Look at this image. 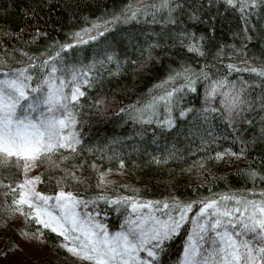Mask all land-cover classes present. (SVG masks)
<instances>
[{"label":"snow or ice","instance_id":"1","mask_svg":"<svg viewBox=\"0 0 264 264\" xmlns=\"http://www.w3.org/2000/svg\"><path fill=\"white\" fill-rule=\"evenodd\" d=\"M258 2L264 5V0H223V5L243 13L242 20L247 24L245 17ZM214 3L208 0V7ZM25 15L32 17L35 12L25 9ZM185 16L184 24L192 21L194 26L203 25V31L181 27V17ZM214 18L209 19L203 0H128L107 19L98 18L69 33L66 41L53 39L36 54L22 48L20 59L11 61L5 57L0 61V170L10 173L0 178L5 215H22L27 222L34 221L37 227L31 238L38 244L44 243L45 230L57 234L62 238V249L89 264H264V188L209 192L206 197L187 201L175 195L150 199L135 188L129 189L131 195L119 189L115 194L106 189L92 191L93 176L96 188L114 182L108 178L113 169L102 167L104 156L99 158L101 163L96 159L89 162L88 156L95 155V149L82 139L83 121L79 117L85 106L92 107L87 103L90 90L102 87L106 77L119 74L125 63L141 64V58L150 62L154 53L164 55L165 48H178L177 55L207 60L211 48L216 47ZM131 22L149 27L136 35L126 34L127 44L123 51H117L106 34ZM151 25L170 27L171 31L158 33ZM18 31L23 40L27 30ZM27 34L29 43L48 35L42 32L39 22ZM89 42L96 45L90 57L75 52L76 46ZM225 47L220 45L217 54L223 53ZM240 63L224 65L215 56L212 63L199 65L189 59L177 60L144 100L120 108L119 112L141 125L155 122L162 130L174 129L178 117L196 113L199 125L188 135L199 136V145H191L194 150L210 152L199 158L202 162L198 167L193 165L204 175L205 160L219 163L228 156L244 155L250 139L238 133L246 123L255 124L259 119V136L264 140V64L239 68ZM241 71L260 78L259 95L254 92L255 80L233 78ZM201 81L205 85L202 108L177 104L180 93H197ZM104 103L105 99L94 100L98 112ZM217 116L237 133L233 139L244 145L240 151L208 148L216 143L212 133L216 131L213 121ZM168 149L149 153V160L159 164L173 158L175 147L169 145ZM113 158L120 169L126 167L124 159L115 153L108 157ZM245 175L253 181H264V169L248 167ZM44 183L50 186L49 191L39 190L38 185ZM100 202L110 206L107 212L99 208ZM112 211L120 214L115 230L103 221ZM182 230L184 239L174 250L173 242ZM21 235L27 238L29 233L22 230ZM8 247L19 246L9 238L0 252L6 255Z\"/></svg>","mask_w":264,"mask_h":264},{"label":"trees","instance_id":"2","mask_svg":"<svg viewBox=\"0 0 264 264\" xmlns=\"http://www.w3.org/2000/svg\"><path fill=\"white\" fill-rule=\"evenodd\" d=\"M128 0H0V61L5 57L14 61L21 58V49L36 54L53 40L66 41L68 34L82 29L91 24L94 20L107 19L109 14L121 9ZM193 0H188L192 3ZM197 3L200 0H196ZM204 10L208 12L209 19L214 16L215 34L213 43L216 47L211 48V53L207 60H197L190 57L177 55L179 49L165 48L164 55L159 52L154 53L153 59L145 63L141 58V64L132 65L125 63L119 74L106 77L102 87L90 90V99L87 103L92 104L89 108L85 106L82 115L79 117L83 123L80 131L83 133V142L86 146L95 149V155H89L88 159H96L101 163L100 157L104 156L102 167H111L113 171L108 173V178L114 183H110L102 188H96L95 177L92 178V191L99 192L107 190L115 194L116 190L131 195L129 189L139 190V194L150 199H161L167 196H178L182 200L198 199L208 196L209 192L222 193L228 189L264 188V181L247 179L245 171L248 167L256 168L258 171L264 169V140L259 136L261 125L259 119L256 123H246L238 133L245 139H250L247 148L235 141L233 138L237 133L233 128L218 116L213 121L216 129L212 136L216 143L208 146L212 151L231 148L233 151H240L244 148V155L240 157L228 156L224 162L204 161V175L197 172L196 167L201 164L200 157L210 155L209 151H196L192 148V143L199 145V136L195 138L189 136V132L199 125L197 114L192 113L185 118L178 117V124L174 129L162 130L153 122L149 125H141L134 122L127 116L119 112L137 101L144 100L153 85L163 80L169 73V69L175 66L177 60L189 59L194 65L200 63H212L213 57L217 61L236 63L239 68L258 66L264 64V5L259 2L251 12L245 17L248 23L242 20L243 13L239 10L233 11L223 5V0H215L214 5L209 8L208 0H203ZM25 9H31L35 15L29 17L25 15ZM219 11V14L217 12ZM247 11V10H246ZM187 17H181V27H194V30L203 31V25H195L192 21L184 24ZM39 22L42 32L48 33L47 37H38L36 43H29L27 32L31 31ZM149 26L131 22L128 25H119V30H112L107 35V40L117 47V51H123L127 44V35H136L141 30H147ZM156 32L171 31L170 27L162 29L159 25H151ZM18 29H26L27 32L20 39ZM246 37H251L247 39ZM169 45L171 44L168 41ZM224 45L225 50L217 54V48ZM103 42H101V47ZM96 50L94 42L75 47V52L81 56L89 57ZM135 58V57H134ZM15 66V64H13ZM219 67V64L217 65ZM242 77L246 80L256 81L254 92L259 95L261 92L260 78L248 72H237L233 78ZM204 82L198 85L197 93H180L177 104L183 107L202 108L204 106L202 95ZM156 94L155 91L152 93ZM105 99L102 111H97L94 100ZM217 103L216 101L213 102ZM178 115V114H177ZM252 117H249L251 120ZM207 128V125H203ZM211 131V129H209ZM245 133L247 134L245 136ZM153 136L156 142L153 143ZM115 140L116 143H112ZM169 145L176 149L173 158L162 160L161 163H153L149 160V153L156 151L164 152ZM103 150V151H101ZM171 151V149H168ZM113 153L119 159L126 161V167L120 169L116 158L108 159ZM82 159L84 157H81ZM196 165V167H193ZM39 166L33 170L38 172ZM10 175L7 171L0 170V178ZM39 190L49 191L47 183L38 185ZM86 187V185H82ZM3 188H0V249L10 238L13 242L17 239L25 238L21 231H27L29 236L24 240L31 248L37 247L29 255L31 262L35 264H89L88 261L75 257L60 247L59 241L62 239L55 233L45 230L44 250H39L38 243L31 238V232L37 227L35 222H27L22 215H13L10 218L5 215V198ZM11 197H9L10 199ZM99 208L106 212L110 206L99 203ZM120 214L112 211L103 217V221L110 226L111 230L119 227ZM185 231L182 230L173 242V249H178L184 239ZM19 246V245H18ZM12 248V247H8Z\"/></svg>","mask_w":264,"mask_h":264},{"label":"rangeland","instance_id":"3","mask_svg":"<svg viewBox=\"0 0 264 264\" xmlns=\"http://www.w3.org/2000/svg\"><path fill=\"white\" fill-rule=\"evenodd\" d=\"M25 238L17 239L18 248H7L6 255L3 252H0V264H35L31 262L29 255H32L37 247L31 248L28 242H24ZM39 250H44V244H37ZM1 248V246H0ZM4 249V248H3Z\"/></svg>","mask_w":264,"mask_h":264}]
</instances>
